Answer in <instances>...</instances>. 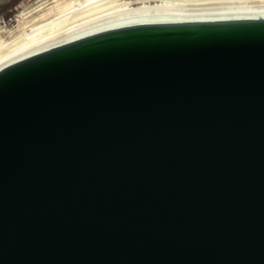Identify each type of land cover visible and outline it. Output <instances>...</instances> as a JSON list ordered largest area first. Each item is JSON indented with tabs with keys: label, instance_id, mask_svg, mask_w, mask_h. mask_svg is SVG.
Segmentation results:
<instances>
[{
	"label": "water",
	"instance_id": "1",
	"mask_svg": "<svg viewBox=\"0 0 264 264\" xmlns=\"http://www.w3.org/2000/svg\"><path fill=\"white\" fill-rule=\"evenodd\" d=\"M0 264H264V21L1 72Z\"/></svg>",
	"mask_w": 264,
	"mask_h": 264
},
{
	"label": "bare ground",
	"instance_id": "2",
	"mask_svg": "<svg viewBox=\"0 0 264 264\" xmlns=\"http://www.w3.org/2000/svg\"><path fill=\"white\" fill-rule=\"evenodd\" d=\"M15 21L11 30L0 26V73L120 31L264 21V0H32Z\"/></svg>",
	"mask_w": 264,
	"mask_h": 264
},
{
	"label": "rangeland",
	"instance_id": "3",
	"mask_svg": "<svg viewBox=\"0 0 264 264\" xmlns=\"http://www.w3.org/2000/svg\"><path fill=\"white\" fill-rule=\"evenodd\" d=\"M32 0H0V26H4L6 30H11L17 22V14L22 4H26Z\"/></svg>",
	"mask_w": 264,
	"mask_h": 264
}]
</instances>
